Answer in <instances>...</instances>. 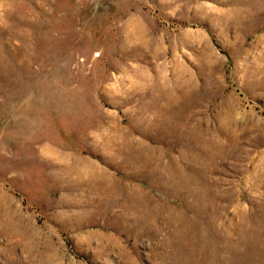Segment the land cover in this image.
Here are the masks:
<instances>
[{
    "label": "rangeland",
    "instance_id": "1",
    "mask_svg": "<svg viewBox=\"0 0 264 264\" xmlns=\"http://www.w3.org/2000/svg\"><path fill=\"white\" fill-rule=\"evenodd\" d=\"M0 264H264V0H0Z\"/></svg>",
    "mask_w": 264,
    "mask_h": 264
}]
</instances>
